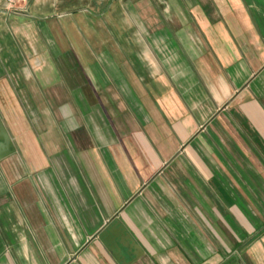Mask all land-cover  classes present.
<instances>
[{
  "label": "crops",
  "instance_id": "0c3cea01",
  "mask_svg": "<svg viewBox=\"0 0 264 264\" xmlns=\"http://www.w3.org/2000/svg\"><path fill=\"white\" fill-rule=\"evenodd\" d=\"M7 1L0 264H264V0Z\"/></svg>",
  "mask_w": 264,
  "mask_h": 264
},
{
  "label": "rangeland",
  "instance_id": "374dc122",
  "mask_svg": "<svg viewBox=\"0 0 264 264\" xmlns=\"http://www.w3.org/2000/svg\"><path fill=\"white\" fill-rule=\"evenodd\" d=\"M10 8V7H9ZM104 21H106L105 19H104ZM99 33H101V35L99 34V37H101L102 38V40L103 41H105V42H109V40L110 39H112L113 37H112V35H116L115 34V26H110L109 28H99L98 30H97ZM110 32V33H109ZM112 32V33H111ZM72 41H74V40H72L71 39V43H72ZM82 42L84 43V45H83V47H85V48H89V46H91V42H90V40H88V39H83L82 40ZM76 43V42H75ZM88 43L90 44V45H88ZM73 44V43H72ZM75 45V44H74ZM106 46H109V45H106ZM77 47V46H76ZM96 48V47H95ZM94 48V49H95ZM73 49H74V46H73ZM75 51V50H74ZM76 52V51H75ZM95 52H98V48H96V50H95Z\"/></svg>",
  "mask_w": 264,
  "mask_h": 264
},
{
  "label": "built area",
  "instance_id": "2783aa9c",
  "mask_svg": "<svg viewBox=\"0 0 264 264\" xmlns=\"http://www.w3.org/2000/svg\"><path fill=\"white\" fill-rule=\"evenodd\" d=\"M14 3V0H8L6 3V9H9V7Z\"/></svg>",
  "mask_w": 264,
  "mask_h": 264
}]
</instances>
